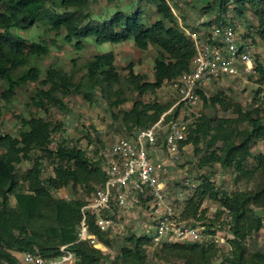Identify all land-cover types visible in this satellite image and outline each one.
<instances>
[{"label":"trees","instance_id":"1","mask_svg":"<svg viewBox=\"0 0 264 264\" xmlns=\"http://www.w3.org/2000/svg\"><path fill=\"white\" fill-rule=\"evenodd\" d=\"M90 1L62 0V12H57L48 6L53 0H0V79L6 82L0 100L9 102L22 85L40 80L41 69L29 65L30 58L48 54L49 44L46 41L29 43L13 32V29L29 30L40 22H45L53 30L65 29L66 39L70 42L77 39L78 48H82L83 40L89 37L95 38L100 44L133 39L136 46L143 50L149 49L151 45L156 46L158 51L153 81H144L145 75L130 71V79L140 94L156 91L167 81L189 71L196 48L193 41L175 23L174 14L166 0H158L157 10L162 18L151 25L145 23L139 13L128 14L121 11L108 20H93L86 11ZM230 2L236 5V14L241 17L248 8L252 9L258 20L256 34L264 41V0H210V10L220 12L217 23L223 22L222 13L225 15L226 5ZM166 20L174 24L168 25ZM114 60L113 52L97 55L88 63L89 79L94 80L95 84L98 79L119 82L120 75ZM132 65L130 63V67ZM257 65L258 71L264 77V64L257 59ZM41 82L49 85V88L40 89L35 102L46 110L48 104L66 110L67 106L58 94L80 90L73 78L60 69H48ZM199 92L207 101L204 90ZM212 101L216 102V98H212ZM229 105L231 104L223 103L222 107L227 110ZM172 107L160 103L136 102L131 111L125 112L124 118L126 123L147 128ZM234 107L237 118H214L208 115L198 117L197 121L190 124V131L182 145L193 143L197 151L201 152L199 145L202 141H208V147L220 143L210 154L203 156L201 166L215 161L223 167H234L237 172L247 177L255 175L257 171H261L264 176V154L255 156L258 164L254 168H246V161L252 156V141L257 136H264L259 110L255 108L248 111L240 104H234ZM180 108L175 107L166 121L178 117ZM1 115L0 106V117ZM242 120L248 121L252 129L235 125ZM60 128L61 123H54L43 116H31L22 119L19 136H0V147L3 149L0 153V264H15L18 260L17 254L23 252L38 253L46 258L59 256L61 246L67 244L77 255L78 264H104L109 259V255L102 248L95 247L90 241H78L81 208L85 199L67 200L55 194L68 185L83 187L90 193L106 179L101 160L90 158L82 148L68 144L66 140L57 148L50 147L53 133ZM35 148L47 152L54 165V175L44 180L42 163L40 158H36L23 176L26 183L24 185L16 177V164L31 159L32 150ZM95 181L97 184H94ZM11 194L16 199V206L9 203ZM206 197L221 201L230 210L234 238L231 240L233 250L228 262L264 264V252L258 251L249 255L243 244V239L259 231L264 225L262 217L255 212V208L264 210V179L253 190L230 194L216 188L210 177L203 176L197 191L187 201L183 218L197 220L200 204ZM200 215L203 216L204 213ZM86 221L96 242L107 245L114 241L115 238L109 230L103 231L97 225V215L94 212L88 213ZM125 242L127 245L122 248L118 257L120 264H148L145 247L152 243L150 236L126 234ZM159 249L165 256L182 260V264H211L218 251L214 244L201 243L166 242Z\"/></svg>","mask_w":264,"mask_h":264},{"label":"rangeland","instance_id":"2","mask_svg":"<svg viewBox=\"0 0 264 264\" xmlns=\"http://www.w3.org/2000/svg\"><path fill=\"white\" fill-rule=\"evenodd\" d=\"M174 14L175 23L179 25L184 32L183 27L198 30H207L212 23H217L219 11H211L209 8L210 0H166ZM62 0H53L48 6L57 12H62ZM158 0H91L86 7L91 19L104 21L110 19L115 13L121 11L128 14L139 13L144 22L148 25L153 24L162 18L157 10ZM236 5L230 2L226 5V13H222L221 20L227 21L237 18L248 28L256 27L257 19L252 9H247L243 17L236 14ZM168 25L174 23L166 20ZM13 32L19 35V38L31 42H44L49 44L50 51L46 55L32 56L29 65H35L41 69V78L37 82H28L17 89L15 96L11 101L0 100L2 115L0 117V136L10 134L19 136L22 129V119L31 116H43L54 123H61V128L52 135L51 148H57L65 140L68 144L76 145L86 151L87 155L95 160L99 148H105L120 138H126L133 135L140 127L132 123H126L125 112L131 111L136 102L139 103H160L173 106L177 103V95L172 91L169 84L164 83L156 91H147L140 94L134 87L130 79V71L145 75L144 81H153L155 72V57L158 48L151 45L149 49L143 50L136 46L133 39L120 43L104 42L97 43L95 38L89 37L83 40L84 46H76L77 39L68 41L65 29L53 30L45 22L35 24L29 30L13 29ZM255 44L259 48L258 60L264 64V41L260 40L255 33ZM106 52H113L115 55V66L120 75L119 82H110L98 79L95 84L88 76V63L96 58L97 55ZM133 63V67H130ZM55 68L67 72L77 86L79 91H74L58 95L64 100L67 109H59L52 104L47 105V110L37 106L35 99L40 89L47 90L49 85H45L41 80L45 79L48 69ZM6 88V82L0 79V96ZM207 101L202 98L200 106L194 108L180 109L179 114L185 120L190 118L197 121L202 115L212 116L214 118H237L234 104H240L245 110H259L264 125V77L258 70L251 75L238 77H223L210 83L204 88ZM216 98V102L212 101ZM219 98V99H217ZM221 100V102H220ZM229 105L225 110L222 106ZM181 105H179L180 108ZM178 114V115H179ZM235 125L240 128L252 129L248 121H239ZM220 143L208 147V141H202L197 151L193 143L186 144L182 150L181 158L176 162L172 161L163 147L159 149V158L168 168V173L164 175L163 181L166 183V190L170 201L174 204L179 219L183 218V212L186 209L187 201L193 197L198 187L202 183L203 176L210 177L215 187L232 194L236 191H248L256 188L258 182L264 179L261 171L255 175L247 177L237 172L234 167H223L220 163L210 161L201 166L203 156L210 154ZM252 156L246 161V168L252 169L256 166L255 156L264 154V136H257L251 143ZM3 149L0 147V153ZM31 159L24 160L16 164V177L22 184L23 176L26 171L32 167L34 160L40 158L44 180L54 175V165L47 156V152L41 149H33ZM94 184H97L95 181ZM196 186V188H194ZM25 189V188H24ZM91 193V192H90ZM85 188L78 189L68 185L55 194L59 197L67 198H86ZM181 194V195H180ZM182 197V200L178 196ZM129 198V205L126 208H120L114 213L121 219L124 226V232L112 233L114 241L107 245L101 244L105 254L109 259L104 264H120L118 257L122 248L127 245L125 234L135 233L137 235H146L151 233V228L145 226V218L148 217L146 206L141 202ZM2 199L0 196V203ZM11 206H16L14 195L9 196ZM257 215L264 221V210L255 208ZM204 213V215H200ZM198 221L207 225V231L216 234L219 242L214 244L218 249L211 264H230L228 257L232 256L233 246L231 240L234 235L231 232V213L226 215L221 201L210 198L204 199L200 204ZM201 216V217H200ZM231 216V217H230ZM226 218L229 223H223ZM190 219V218H189ZM220 232V233H219ZM169 243V242H167ZM173 243V242H171ZM188 243V242H176ZM198 243V242H196ZM165 244V243H164ZM163 244V245H164ZM243 244L249 255L255 252H264V225L249 237L243 239ZM162 245V246H163ZM153 242L146 245V258L148 264H182V260L165 256L164 252H159L162 247Z\"/></svg>","mask_w":264,"mask_h":264},{"label":"built area","instance_id":"3","mask_svg":"<svg viewBox=\"0 0 264 264\" xmlns=\"http://www.w3.org/2000/svg\"><path fill=\"white\" fill-rule=\"evenodd\" d=\"M183 30L193 41L196 54L189 71L166 82L177 95L178 101L149 127L140 128L130 137L117 139L109 146L99 148L96 159L101 160L106 179L85 198L81 208L78 241H90L95 247L101 248L100 242H96L89 231L86 221L89 212L97 215L100 229L122 234L124 226L114 212L128 207L129 198H136L147 208L145 213L148 212L149 219L145 218V226L151 228V233L146 235L156 245L162 246L166 242L206 244L219 242L220 239L225 242L224 238L217 239L218 232H208L207 225L195 218H178L163 181L168 168L159 158L158 151L163 147L172 161L177 162L181 158L185 147L182 141L186 139L190 124L194 121L190 118L185 120L180 116L181 113L166 121L175 107L181 105L180 109H195L200 106L202 97L199 91L219 78L256 73L259 51L255 44L256 28L245 27L240 20L233 18L212 23L203 31L185 27ZM78 189L81 190L80 187ZM180 195L178 198L182 200ZM224 210L226 215L230 213L225 207ZM222 222L228 224L229 220L223 217ZM60 250L59 256L50 258L38 253H19L15 264H78L77 255L69 244L61 246Z\"/></svg>","mask_w":264,"mask_h":264},{"label":"crops","instance_id":"4","mask_svg":"<svg viewBox=\"0 0 264 264\" xmlns=\"http://www.w3.org/2000/svg\"><path fill=\"white\" fill-rule=\"evenodd\" d=\"M255 18L257 19V17L255 16ZM257 23H258V20H257Z\"/></svg>","mask_w":264,"mask_h":264}]
</instances>
